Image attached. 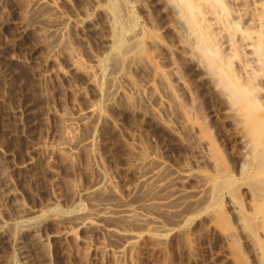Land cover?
<instances>
[{
  "label": "rangeland",
  "instance_id": "obj_1",
  "mask_svg": "<svg viewBox=\"0 0 264 264\" xmlns=\"http://www.w3.org/2000/svg\"><path fill=\"white\" fill-rule=\"evenodd\" d=\"M114 1L0 0V264H262L231 114L161 1ZM122 24L142 40L113 63Z\"/></svg>",
  "mask_w": 264,
  "mask_h": 264
},
{
  "label": "bare ground",
  "instance_id": "obj_2",
  "mask_svg": "<svg viewBox=\"0 0 264 264\" xmlns=\"http://www.w3.org/2000/svg\"><path fill=\"white\" fill-rule=\"evenodd\" d=\"M152 1H153V4L155 6L157 5L158 7L159 2L157 1L155 2L154 0ZM159 1H161V3L164 4L165 7H167L170 10L169 12H171L174 15L176 24L178 26V30L180 31V37L182 38L181 39L182 40L181 42H183L182 47L184 46V49L188 51L189 56L187 58L188 59L190 58L189 61H191L194 64L192 67L195 66L194 69L199 68L201 72L203 71L202 73H204L203 75L204 79H207L212 86L211 90L213 88L216 91V93H218L217 96H219V98H221V100L223 101V104L225 105L228 114H231L230 116H232L233 127L236 130L240 131L239 150H238V154L236 155V162H235L237 166L236 171H238L237 174H239V177H241L242 180L243 179L245 180L244 183L242 182L243 184L239 182L242 184L241 186L246 189L247 192H245V194L248 193L250 203H251L250 213H248V215H245V216H248L246 217V219L249 218L251 222L249 223L252 225L254 229L253 230L254 233L256 232L259 235V240L256 239L258 235L255 236V238L253 239L254 241H257L255 243V246H256L255 254H257V256L261 258L262 264H264V33L261 30L263 27L262 25L264 21V6L263 8L261 7L262 15L258 19H254L253 17L254 13L251 12L252 9L250 8L251 10H249V7L252 5V4L250 5L249 3L250 0H159ZM35 4L40 5L41 1H36ZM119 4L120 3L114 0H112L110 5L107 4L109 6L108 7L109 8L108 13H110L109 16L112 17V20L116 19L115 22L118 19L119 20L121 19L120 12H122L121 11L122 6H120ZM257 4L258 3H256V5ZM108 8L106 7V9ZM119 8L121 10H119ZM255 12H257V10ZM125 14H128V13H125ZM128 17H127V20L130 19ZM122 18L126 19L124 18V16ZM112 20L109 22L113 23ZM213 20L216 21L218 26L221 25V27L224 28V32L226 31L225 33L227 34L220 35L221 37H217L219 35L216 34L217 31L216 32L214 31L216 29L215 28L216 23L212 22ZM129 21L128 23H130ZM122 22L124 23V21ZM125 22L127 21L125 20ZM131 22L133 23L134 21H131ZM127 29H129L128 25L122 24L118 29L115 28V30L112 32L113 35L110 41H112L113 44L118 45L119 47L118 50L117 51L115 50V52L113 53L112 51H110L112 53V56L110 57L108 56L109 60L112 57L111 59L113 63H117L118 61H120L122 52L125 53L130 49H136L138 48V46H140V42L142 39L141 37H139L141 34L137 35L138 33L133 36L132 41L130 43L128 41H127L128 43L125 42L127 37H125V39H123V37L128 31ZM130 31L128 32L129 34H130ZM131 33H134V32H131ZM110 44L109 46L111 47V49L114 48ZM226 46H228L230 48V51H232V53L230 52L232 56L231 58L237 61V65H235L236 66L235 71L231 70L230 68L231 67L230 64L233 60H231V58L229 59V57L227 59L226 54L224 53V48ZM107 59L102 60L103 63ZM97 66H101V65H99L98 63ZM98 69L99 68H97V70ZM101 74L102 73H100V75ZM142 178L140 180H142ZM214 182L215 183H213V185L212 184L210 185L212 187V192L209 190L211 192L209 196L211 201L214 200L216 202V200L218 199V193L220 192L221 189H224L225 191H227L228 194L234 200H238L239 196L237 198L238 194L236 193L238 192V188H240L241 186L238 183V180H235L233 175L232 176H230V174L220 175L216 177V180ZM98 185H99V182H96L95 187H97ZM96 190L97 189H95V191ZM230 196L228 197V199L230 198ZM219 198L221 199L220 196ZM232 198L230 199L233 200ZM202 202L204 203L203 200ZM202 202L200 204H202ZM206 206L208 207L210 206V204L208 205L206 204ZM238 207H241V206L238 205ZM53 211L55 213V210ZM108 212L109 211L107 209L105 214H103L104 213L103 211L102 213L103 215L102 214L101 215L106 217L109 215ZM64 215L65 214H63L62 217H64ZM99 215L100 214H98L97 216ZM102 216L100 217L103 218ZM85 218L86 217H83V216L79 217V220H78L79 223L84 225L85 221H87ZM35 220H37L36 222H40L43 219L41 220L39 218ZM141 220H144V219H141ZM239 223H241V220Z\"/></svg>",
  "mask_w": 264,
  "mask_h": 264
}]
</instances>
